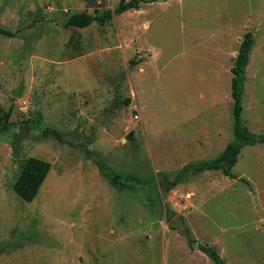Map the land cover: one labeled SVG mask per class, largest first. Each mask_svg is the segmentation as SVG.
Returning a JSON list of instances; mask_svg holds the SVG:
<instances>
[{
	"label": "rangeland",
	"instance_id": "obj_1",
	"mask_svg": "<svg viewBox=\"0 0 264 264\" xmlns=\"http://www.w3.org/2000/svg\"><path fill=\"white\" fill-rule=\"evenodd\" d=\"M120 1L0 0L14 34L0 35V110L61 134L36 131L17 149L0 138V264H214L199 245L225 264H264V144L242 148L235 178L188 174L162 195V182L235 140L231 70L248 32L241 119L264 135V0H147L106 24L66 26ZM31 157L50 170L28 203L14 184ZM101 167L142 184L116 188ZM178 215L188 238L168 227Z\"/></svg>",
	"mask_w": 264,
	"mask_h": 264
},
{
	"label": "trees",
	"instance_id": "obj_2",
	"mask_svg": "<svg viewBox=\"0 0 264 264\" xmlns=\"http://www.w3.org/2000/svg\"><path fill=\"white\" fill-rule=\"evenodd\" d=\"M90 6L96 5V0H84ZM147 0H121L119 6L115 11H107L103 14H88L76 13L72 15L67 23V27L86 28L92 23L98 22L106 24L113 19L114 15H121L131 10H139L141 3H146ZM0 35L7 37H14L10 31L0 27ZM254 45V34L248 32L245 34L241 42L240 49L235 64L232 68V97L235 101V140L231 142L224 152L214 160L199 161L196 163L187 164L181 172L176 176L172 182H162V195L165 197L169 192L174 190L179 183L184 181L188 174L199 175L208 171H221L225 176L235 178L232 169L238 162L242 148L246 145L255 146L257 144H264V135L257 136L250 132L242 124V99L246 84L247 67L250 62L252 47ZM138 62L136 59L130 60L131 68ZM128 99L125 103L130 104ZM36 131H40V138L48 139L49 137L61 140V134L55 128H52L43 121L40 117L29 118L21 122H11V111L0 110V138L10 142L15 149H17V142L23 141L33 135ZM78 150L89 153L86 147H78ZM102 168V167H101ZM50 164L38 158H28L23 163L20 174L14 184L15 193L25 202H32L42 184L44 183ZM108 169H101L102 175L116 188L125 189V183H135L138 187L142 184L139 176L135 174L121 175L107 171ZM242 181L247 182L245 179ZM151 205L154 202L151 200ZM196 241L190 240V247L192 248ZM198 249L209 257L214 264H225L217 249L209 246L199 245Z\"/></svg>",
	"mask_w": 264,
	"mask_h": 264
},
{
	"label": "water",
	"instance_id": "obj_3",
	"mask_svg": "<svg viewBox=\"0 0 264 264\" xmlns=\"http://www.w3.org/2000/svg\"><path fill=\"white\" fill-rule=\"evenodd\" d=\"M25 88V82L24 80H21L19 86L12 92V96L14 98H20L24 92ZM132 134H129L127 136V139L131 137ZM168 227L171 229L176 230L180 235L185 236L188 238V231L187 226L184 222V219L181 215L176 216L169 224Z\"/></svg>",
	"mask_w": 264,
	"mask_h": 264
},
{
	"label": "crops",
	"instance_id": "obj_4",
	"mask_svg": "<svg viewBox=\"0 0 264 264\" xmlns=\"http://www.w3.org/2000/svg\"><path fill=\"white\" fill-rule=\"evenodd\" d=\"M233 68V67H232Z\"/></svg>",
	"mask_w": 264,
	"mask_h": 264
}]
</instances>
